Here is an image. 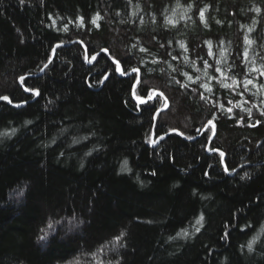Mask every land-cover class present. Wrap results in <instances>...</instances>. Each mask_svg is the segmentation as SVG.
Instances as JSON below:
<instances>
[{"label": "trees", "instance_id": "1", "mask_svg": "<svg viewBox=\"0 0 264 264\" xmlns=\"http://www.w3.org/2000/svg\"><path fill=\"white\" fill-rule=\"evenodd\" d=\"M0 97V264H264V0H0Z\"/></svg>", "mask_w": 264, "mask_h": 264}, {"label": "snow or ice", "instance_id": "2", "mask_svg": "<svg viewBox=\"0 0 264 264\" xmlns=\"http://www.w3.org/2000/svg\"><path fill=\"white\" fill-rule=\"evenodd\" d=\"M54 51H55V49H54ZM93 59H95V57H93ZM46 67H47V65H45V68H46ZM41 71H43V69H41ZM116 71H117V72H120V71H121V70H120V66H119V64H117ZM133 71L135 72V71H137V69H133ZM121 75H125V73L121 72ZM21 79H23V78H21ZM25 90L27 91L28 89H25ZM36 94H38V93H36ZM0 99H7V97H0ZM149 99L151 100V99H153V97H152V96H149ZM140 103L143 104V103H146V102L143 101V100H141ZM165 106H166V105H165ZM229 111H231V109H229ZM157 112H159V109H157ZM209 123L211 124L212 121H209ZM13 131H14V130H13ZM160 139H163V137H160ZM220 155H221V158H222V161H221V162H223V156H224V153L221 152ZM225 171L227 172L228 169L225 168ZM197 223H200V220H198ZM52 227H53V225H52L51 223H49L48 228L51 229ZM198 230H199V229H197V231H198ZM41 231L44 232V235L41 236V237H39V239H41V240L46 239V237H47V235H48V232H46V231L43 230V229H42ZM121 235H123V233H121ZM117 239H119V238H117ZM249 250H251V243L249 244Z\"/></svg>", "mask_w": 264, "mask_h": 264}, {"label": "rangeland", "instance_id": "3", "mask_svg": "<svg viewBox=\"0 0 264 264\" xmlns=\"http://www.w3.org/2000/svg\"><path fill=\"white\" fill-rule=\"evenodd\" d=\"M155 94H158V92H156ZM141 100H143V99H141ZM140 99H138V101H141ZM206 124H208V123H206Z\"/></svg>", "mask_w": 264, "mask_h": 264}]
</instances>
